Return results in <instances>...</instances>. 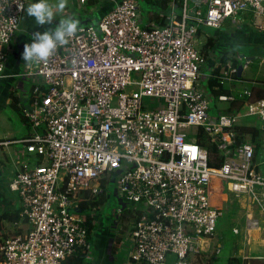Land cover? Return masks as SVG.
Returning a JSON list of instances; mask_svg holds the SVG:
<instances>
[{"label": "built area", "instance_id": "obj_1", "mask_svg": "<svg viewBox=\"0 0 264 264\" xmlns=\"http://www.w3.org/2000/svg\"><path fill=\"white\" fill-rule=\"evenodd\" d=\"M28 2L0 0V80L25 15L20 6ZM242 13L253 30L264 32V0H183L178 13L171 3L161 15L165 24L144 22L138 0H119L96 24L79 26L46 61L25 65L23 76L34 81L36 96L23 109L32 132L20 140L8 190L17 195L30 231L4 240L0 264L88 259L91 231L82 209L114 179L119 212L135 210L131 264H203L205 241L224 208L221 181L225 204L232 198L244 212L243 231L233 232L250 245L257 217L264 218V131L257 154V142L248 137L236 144L235 126L257 117L263 127L264 99L248 100L231 114L235 96L219 94L227 107L209 116L198 39L202 26L219 29ZM239 60L243 68L251 63ZM237 73L226 63L213 78L222 86ZM199 129L224 156L221 167H209L207 150L195 141Z\"/></svg>", "mask_w": 264, "mask_h": 264}, {"label": "crops", "instance_id": "obj_2", "mask_svg": "<svg viewBox=\"0 0 264 264\" xmlns=\"http://www.w3.org/2000/svg\"><path fill=\"white\" fill-rule=\"evenodd\" d=\"M118 1L119 0H84L82 2L81 0H64L65 6L62 11L57 13L56 18L74 17L80 21L79 26L96 24L102 16L112 10ZM56 2L57 0H50V3L53 5H55ZM249 18L247 13H242L235 22L230 19L224 20L219 29L211 28L212 31L209 32L201 27L198 32L199 50L206 58L205 76L203 80V83L206 82V84L204 88L215 98L219 94L235 95V93L239 91L244 92L249 89L251 85L248 81H254L253 78H248V81L238 83L234 80L231 83L222 85L225 90L221 92L222 87L218 86L213 78V75L220 72L222 66L225 65L222 57L226 56L232 59H241L244 57L237 51L238 45H264V32L260 33L253 30L250 26ZM48 27L50 26L37 25L35 21L25 13L21 28L13 39L8 52L5 77L0 80V95L5 99V103H9L17 113H19V111L21 113V124L18 126V131L13 130L10 126H7L4 131L0 129V142H11L7 145L0 146V217L5 212H14L21 208L17 195L8 190V182L12 176L14 162L17 160L18 153L21 152L24 147V144L21 143L20 140L28 137L32 132L27 118L23 115V109L29 108L32 104V100L35 98L33 92L34 81L31 78L23 76L26 63H24L21 54L24 44L30 42L31 34L37 30L43 31ZM256 57L257 56L254 58ZM248 59H250V64H252V58ZM226 63L233 64V61L227 60ZM260 64H264V58L260 59ZM216 66L217 70H214ZM249 67L250 66L243 68L242 77H244ZM242 83H247L249 86L243 89H237V84L240 85ZM257 218L262 220L261 216ZM19 219H21L20 216ZM92 222L93 228L91 233L97 226L96 217ZM132 224L127 229L124 228L126 229L124 230L126 232L125 235H128L123 239L118 249H115L114 246L116 234L114 235V233L109 231L105 236L97 238L96 243H94L93 251L92 249L90 251V257L87 259L83 256L82 262L79 264H131L129 263L128 252L130 248V231ZM20 233H25L20 220H1L0 218L1 244L6 238ZM213 242L214 240L212 239L205 241L204 252L201 256L203 264H213L220 252L219 248H221L222 245L217 244L216 246ZM76 260L77 258L75 261ZM228 264H264V228L262 231H252L250 245H244L237 250L235 249L228 260Z\"/></svg>", "mask_w": 264, "mask_h": 264}, {"label": "rangeland", "instance_id": "obj_3", "mask_svg": "<svg viewBox=\"0 0 264 264\" xmlns=\"http://www.w3.org/2000/svg\"><path fill=\"white\" fill-rule=\"evenodd\" d=\"M141 4V3H140ZM179 12V10H177ZM206 31H212L209 27H203ZM237 51L240 55L246 58H252V64H250L249 69L245 72L244 77L246 79L253 78V80H264V64H260V59L264 58V45L260 44L258 46L250 45H238ZM257 56L256 58H254ZM254 58V59H253ZM206 82L203 83L205 86ZM247 83L237 84V89H243L248 87ZM209 116L217 118L220 111L227 107L226 102H219L214 96H209ZM20 114V115H19ZM21 113L11 106L9 103H5V99L0 95V129L6 130L7 126H10L13 130L18 131V126L21 124L20 120ZM246 121L249 124H257L259 119L257 117H248L243 119L241 122ZM240 122V123H241ZM191 131H194L192 129ZM224 184V181H221ZM118 183L114 179L109 182L108 187L105 193L101 196L99 202L93 204V209H90L89 212H92L97 220V226L93 229L91 233V249H94V243H96L97 238L103 237L110 231L111 233L118 234L122 230H126L133 220L132 206H128L126 210H122V203L119 202L121 198L119 194L115 195ZM218 192V201L221 207L223 208L222 216L219 217L217 221V228L215 234L211 238L214 240V244L217 246L222 245L220 252L218 253L213 264H228L234 250L244 246L242 235L235 234L233 232V227H238L241 231L244 229V212L235 211L228 212L232 207L229 202L225 204L226 198L221 195L219 189ZM135 211V210H134ZM119 212L118 214H116ZM117 215V217H116ZM94 217V218H95ZM117 224V226H115ZM262 227L264 228V220L261 222ZM126 228V229H124ZM125 238V237H124ZM215 246V247H216ZM218 248V247H217Z\"/></svg>", "mask_w": 264, "mask_h": 264}, {"label": "trees", "instance_id": "obj_4", "mask_svg": "<svg viewBox=\"0 0 264 264\" xmlns=\"http://www.w3.org/2000/svg\"><path fill=\"white\" fill-rule=\"evenodd\" d=\"M138 1H139V3H141L140 8H141V13H142L144 22L150 23L152 21H157L160 24H165L166 20L161 19V15H166L171 10V3H173V8L175 9L176 13H178L177 10L180 9L183 0H138ZM222 60H224L225 64H226L227 60H229V61L232 60L233 65L236 67H238V65L240 63L239 59H235V58L232 59L231 57H226V56L222 57ZM242 81H248V80L245 77H242V76L238 77V75H235V82L238 83V82H242ZM214 82L216 83L215 79H214ZM248 82L251 85L249 86V89H247V90L251 92V96L248 97L247 95H245L243 93V91H239V92L235 93V95H234L235 99L231 103L230 108H228L229 113L237 114L238 112H242L243 106H244L245 102L248 100L264 99V80H254L253 82L252 81L251 82L248 81ZM234 84H236V83H234ZM221 89H222L221 92H223L225 90L224 87H222ZM35 99L36 98H34L32 100V103ZM263 131L264 130L262 129V127L259 126V124H249L246 121H243V122H241L235 126L236 144H240V143L244 142L248 137L249 140L257 142V154H260L262 151L261 139H262ZM195 141L198 143V145H200L201 147H203L204 149L207 150L208 155H209V159H208L209 167L219 168L223 165L224 156L220 153V151H218L216 145L210 141V139L208 138V136L206 135L204 130H202V129L198 130V134L196 136ZM219 192L224 197L226 196L227 189H226L225 184H222L220 186ZM104 193L105 192L100 193L99 195L95 196L91 200V202H89V204H85L83 206L84 209H82V211L86 212V215L89 218L88 219V227L90 228L89 231H91L93 228V222H92L93 220L91 218V212H89L90 210L89 211H88V209L85 210V207L89 206L90 204H94L95 202H99L101 200L99 198H101V196ZM232 201L233 200H231V202ZM231 206L232 207L228 210V212L238 211L239 205L237 202L233 201L231 203ZM19 212H20V210H17L14 212H5L1 215L0 218H1V220H11V221L20 220L22 222L24 232L27 233L30 231V226L28 225L26 219H24V218L19 219ZM136 220H137V217H136ZM127 235L128 234L125 235L123 230L120 233L116 234V236L114 238L115 249L119 248L124 237H126ZM1 241L2 240L0 239V244H1ZM83 256H84V254H80L77 257L76 261L73 259L70 262H72V264H79L82 262Z\"/></svg>", "mask_w": 264, "mask_h": 264}, {"label": "clouds", "instance_id": "obj_5", "mask_svg": "<svg viewBox=\"0 0 264 264\" xmlns=\"http://www.w3.org/2000/svg\"><path fill=\"white\" fill-rule=\"evenodd\" d=\"M64 6V0H57L55 5L50 3V0H30L26 6H20L37 25L50 26L43 31L37 30L31 34V40L24 44L21 54L24 63L39 64L46 61L80 30L78 19L56 18L57 13L62 11Z\"/></svg>", "mask_w": 264, "mask_h": 264}, {"label": "water", "instance_id": "obj_6", "mask_svg": "<svg viewBox=\"0 0 264 264\" xmlns=\"http://www.w3.org/2000/svg\"><path fill=\"white\" fill-rule=\"evenodd\" d=\"M194 12H195V9L192 10L191 14L194 15ZM242 72H243V65L242 64H239L238 65V73H237L238 77L241 76ZM262 129L264 130V126L262 127ZM115 195H117L116 192H115ZM119 202L121 203V200L120 199H119Z\"/></svg>", "mask_w": 264, "mask_h": 264}, {"label": "bare ground", "instance_id": "obj_7", "mask_svg": "<svg viewBox=\"0 0 264 264\" xmlns=\"http://www.w3.org/2000/svg\"><path fill=\"white\" fill-rule=\"evenodd\" d=\"M261 218H262V220H264V218L261 216ZM257 220H259L258 218H257ZM262 220H259V222H258V224H257V227H258V231H262V229H263V227H262V224H261V222H262Z\"/></svg>", "mask_w": 264, "mask_h": 264}]
</instances>
